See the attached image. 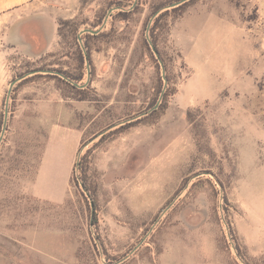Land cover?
<instances>
[{
	"label": "rangeland",
	"instance_id": "obj_1",
	"mask_svg": "<svg viewBox=\"0 0 264 264\" xmlns=\"http://www.w3.org/2000/svg\"><path fill=\"white\" fill-rule=\"evenodd\" d=\"M39 1L78 32L66 26L35 59L21 51L45 46L46 14L15 24L21 51L0 32V264H264V33L252 3L229 0L244 30L209 69L204 42L200 54L189 43L209 0ZM87 29L101 36L81 65ZM65 113L83 132L70 175L76 138L52 134Z\"/></svg>",
	"mask_w": 264,
	"mask_h": 264
},
{
	"label": "crops",
	"instance_id": "obj_2",
	"mask_svg": "<svg viewBox=\"0 0 264 264\" xmlns=\"http://www.w3.org/2000/svg\"><path fill=\"white\" fill-rule=\"evenodd\" d=\"M210 4L197 5V9L193 18H195V22L200 19H204V27L202 29H198L196 33H192L189 41L191 47L194 52L197 51L198 54L202 52V43L204 42L205 52L203 56L205 64L209 65L212 61H226V48L225 46L228 43H237V31H243L244 27L241 24H237L232 17L230 16V11L233 13H237V7L233 6L229 0H209ZM252 3V6L255 8L257 12V25L254 26V29L258 31V33H264V0H247ZM42 2L39 0H0V32L5 36L11 35L12 46L19 48V43L17 39L13 36L12 30L15 27V24L20 23L23 18L27 16H34L38 14H46V16L50 19V23L52 24L51 33L47 35V42L45 40V46L39 48L36 52H27L24 50H20L22 54L29 58L35 59L40 55H45L47 53L52 52L59 45V35H58V18L52 16L51 11H46L41 6ZM39 10V12H38ZM190 16V17H192ZM57 24V27H55ZM205 34V35H204ZM202 35V36H201ZM230 35V36H229ZM205 37V38H204ZM5 37V41H6ZM43 43V44H44ZM209 49V50H207ZM259 56V55H258ZM261 57V56H260ZM190 61V59H189ZM210 69V65H209ZM72 119V116H71ZM58 128L52 134L56 133L58 130H65V137L70 138L74 135L76 138V146L74 147V155L70 164V172L75 165V156L77 152V147L79 146L83 132L82 130L74 127L70 123L69 113H65V117L63 120H60L59 124H57ZM39 173V172H38ZM70 184V176H68V184L67 189ZM68 193V192H67ZM49 201V200H43ZM52 202V201H51ZM54 202V201H53ZM18 242L21 241V238L17 239Z\"/></svg>",
	"mask_w": 264,
	"mask_h": 264
},
{
	"label": "trees",
	"instance_id": "obj_3",
	"mask_svg": "<svg viewBox=\"0 0 264 264\" xmlns=\"http://www.w3.org/2000/svg\"><path fill=\"white\" fill-rule=\"evenodd\" d=\"M117 1H118L119 5L128 6L129 4L132 3L133 0H117ZM194 2H195L194 0H189L188 2H185V3L181 4L178 7H175L173 10L181 9L184 5H189V4H192ZM162 16H163V14H162ZM156 23H157V21H156ZM156 23H155V28H156ZM72 24H74L72 21L59 20V22H58V25H59V27H58V35H59V38L63 39L65 36H67V34L65 33V29L64 28H66V26H70ZM74 26L75 25L69 27V29L72 27L71 34L73 36L76 35V33L78 32L77 28L74 27ZM100 36H101V33H97V34L84 33L83 34L82 40H83L84 49L81 48V46H80V44L78 42V51H79L78 52V61L81 62V65H83L85 63L87 58H88V61H89V59L90 60L92 59L93 50H92V47H91V40L97 39ZM85 52H86V56L84 55ZM27 63H31V62L28 61ZM81 68H82V66H81ZM47 76H51V75H47ZM54 77H56V76H54ZM67 77L70 78L71 80H74L76 83H78V82L81 83L84 80L83 74L79 75L78 77H73V78H71L70 76H67ZM56 78L62 80L59 77H56ZM62 81H64V83H66V84H69L68 81H65V80H62ZM71 86L75 90H79V91H84L85 90V88L78 89L75 85H71ZM155 112H156V110H155ZM139 120H142V119H139ZM123 126H121V127H123ZM77 169L80 170L81 178H83L84 185L88 188L87 181L85 179L86 171H85V164L83 163V160L81 162H79L78 166L76 164V166L74 168V171L76 172Z\"/></svg>",
	"mask_w": 264,
	"mask_h": 264
},
{
	"label": "water",
	"instance_id": "obj_4",
	"mask_svg": "<svg viewBox=\"0 0 264 264\" xmlns=\"http://www.w3.org/2000/svg\"><path fill=\"white\" fill-rule=\"evenodd\" d=\"M189 0H182L181 2H177V3H174L170 6V8H175V7H178L180 6L181 4L185 3V2H188ZM99 31H93V30H85L83 31L82 33H91V34H97ZM81 40V37L79 38ZM151 47H152V50L153 52L155 53L157 59L159 60L161 66H162V69H163V75L165 74V67L163 66V62L160 58V55L158 53V51L156 50L155 46L152 44V42H149ZM87 62H88V58H87ZM34 74V73H32ZM75 86H78V87H81V88H85L86 85H82V86H79V85H75ZM159 107V103L151 110V111H155L157 110ZM147 113H145L146 115ZM6 124H7V111H6V114H5V127H6ZM79 165V163H77V166ZM81 187H82V190L84 191V193L86 194L87 197H89L90 199V203H91V209H92V216H91V222H93L94 218H95V215H96V205H95V202L93 201V199L90 198V193L89 191L87 190L86 186L84 185V183H81Z\"/></svg>",
	"mask_w": 264,
	"mask_h": 264
}]
</instances>
